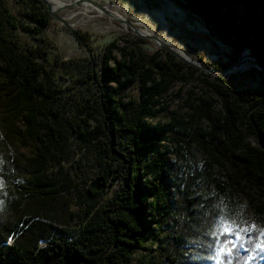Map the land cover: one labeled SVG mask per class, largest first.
<instances>
[{"label": "trees", "instance_id": "16d2710c", "mask_svg": "<svg viewBox=\"0 0 264 264\" xmlns=\"http://www.w3.org/2000/svg\"><path fill=\"white\" fill-rule=\"evenodd\" d=\"M176 1L212 37L235 53L249 50L264 68V0ZM24 5L0 0L7 79L0 87V264H133L164 223L171 228L164 258L149 264H264L259 230L245 233L251 241L227 256L217 255L226 237L214 235L221 192L242 181L257 193V203L249 198L255 214H264V84L237 88L230 76L163 48L142 50L149 40L140 37L120 58H113V41L97 54L51 61L48 7L42 0ZM75 33L90 46L87 33ZM196 73L219 97L221 112L201 95L187 100L186 117L152 124L174 85ZM167 136L187 148L197 143L206 156L173 190ZM29 141L32 156L18 150Z\"/></svg>", "mask_w": 264, "mask_h": 264}, {"label": "rangeland", "instance_id": "374dc122", "mask_svg": "<svg viewBox=\"0 0 264 264\" xmlns=\"http://www.w3.org/2000/svg\"><path fill=\"white\" fill-rule=\"evenodd\" d=\"M13 1L25 6L24 3L27 0ZM63 1L65 2L64 5L55 11V15H51L52 25L47 28L48 37L46 40L48 41V45L53 46L50 49L51 61L55 59L59 60V57L62 58L61 60H67L70 58L87 57L93 53L97 54L108 43L113 41L116 44V47L112 51L113 58H120L122 48L125 46L128 47V50L135 48L132 40L139 36H137L131 25L105 12H98L93 8L85 7V2L76 4V0ZM94 1L107 6L108 12H119V14H122L123 19L131 21L139 30H151L152 33L159 36L163 41L183 50L203 67L225 64L226 68H228L236 62L252 58L249 55V50L235 53L231 48L212 37L203 20L199 16L185 11L176 0ZM239 8L244 14L249 11V6L246 2H242ZM75 31L88 34V42L92 49L79 39ZM147 40H149L148 43H140L142 50L152 53L161 49V46L155 40ZM244 55L248 57L245 58ZM111 62L113 63V61ZM46 65L49 69L51 68L49 63ZM3 66L4 60L0 56V67ZM259 71L260 68L256 63L248 61L233 71L226 73L212 71L211 73L214 76L216 73H223L226 77L230 76V82L237 88H261L264 83ZM207 80L211 83H218L214 80V77L207 78ZM6 81L5 72L0 69V87ZM190 92L193 93L190 95ZM201 95L212 99L214 110L218 113L221 112L219 97L207 87L204 76L196 73L193 77H189L188 80L186 78L182 79L174 85L167 98L163 101L160 112L150 118L149 121L152 124L159 123L160 125H164L173 116L179 117L180 115V117H186L190 111L187 100L190 103L196 102L198 96ZM205 126L206 124H203L202 127L205 128ZM253 142L255 143V141ZM162 144L163 149L167 150L169 163L172 166L169 175L171 190L175 187V182L180 181L181 176H184L186 170L196 172L203 168L206 156L197 143H193L187 148L172 142L167 136ZM18 150L27 156H32L36 150V145L34 142L29 141L26 144H19ZM54 170L55 167L50 166L48 173H54ZM213 172L217 175L216 166L213 167ZM173 181L174 183L172 184ZM225 186L228 188V185L225 184ZM0 188H5V184L1 179ZM250 197L253 198L254 203L258 202L256 201L257 193L249 183H245L244 181L234 189L228 188L225 192H221V198L218 202V208L221 209V217L214 229L215 236L225 238L222 235V227L225 222H230L241 229L250 228L253 225L256 226L257 230L264 229V214H259V216L255 214L249 200ZM73 208L78 212L80 210L77 206H73ZM175 217L176 212L171 211L169 219L174 220ZM170 232V226L164 223L159 237L156 234H149L146 239V248L137 251L133 264H138L140 260L144 264L156 262L160 254L164 258L162 252L167 244L166 238ZM217 255L220 256L218 253Z\"/></svg>", "mask_w": 264, "mask_h": 264}, {"label": "water", "instance_id": "95a60500", "mask_svg": "<svg viewBox=\"0 0 264 264\" xmlns=\"http://www.w3.org/2000/svg\"><path fill=\"white\" fill-rule=\"evenodd\" d=\"M42 2H44L47 5L50 14L55 15L56 10L52 9V6L50 5L49 1L48 0H42ZM82 2H88V3L92 4L95 8H97L100 12H105L108 15H111L112 17H115L121 21H124L128 25H131L133 27V29L135 30L137 36L142 37V38L155 40L161 46V48H163V49L169 51L170 53L174 54L177 57V59H179L182 62H185L187 64H191L197 68H201V69H204V70H207L210 72L218 71V72L226 73L228 71H233L234 69L241 67L242 64L247 63L248 61H252L259 66L260 71L263 74V79H264V68L261 67L260 63L251 55V53H249V55L252 56V58L236 62L234 65H232L228 68H225V69H215L213 67H203L196 60H194L191 56H189L188 54H186L183 51L180 52L176 47L171 46L167 42L163 41L159 36L155 35L154 33L148 34V33L142 32L141 30H139V28L135 27L131 21H128L127 19H123L122 17H118L115 14L108 12L105 5L100 4L94 0H76V4H79ZM263 99H264V96H263Z\"/></svg>", "mask_w": 264, "mask_h": 264}, {"label": "snow or ice", "instance_id": "6c2138e0", "mask_svg": "<svg viewBox=\"0 0 264 264\" xmlns=\"http://www.w3.org/2000/svg\"><path fill=\"white\" fill-rule=\"evenodd\" d=\"M255 229V225L250 228L241 229L230 222H225L222 227V235L226 238L221 242L218 254L227 256L231 255L234 249L244 248L245 244L251 241V237H246L245 233H249ZM259 232L261 236H264V229H260ZM256 247L264 252V240H261Z\"/></svg>", "mask_w": 264, "mask_h": 264}, {"label": "bare ground", "instance_id": "6f19581e", "mask_svg": "<svg viewBox=\"0 0 264 264\" xmlns=\"http://www.w3.org/2000/svg\"><path fill=\"white\" fill-rule=\"evenodd\" d=\"M49 1V3H50V5L52 6V9L53 10H57V9H59L61 6H63L64 5V1L63 0H48ZM69 3V2H68ZM70 4V3H69ZM84 6L85 7H89V8H93V9H95V10H97L98 12H100L97 8H95L92 4H90V3H88V2H85L84 3ZM106 8H108L107 6H106ZM88 9V8H87ZM116 16H118V17H122V14H119V12L117 13L116 11L115 12H113ZM101 15V14H100ZM142 31V30H141ZM142 32H145V33H148V34H150V33H152V31L151 30H146V31H142ZM179 51L181 50V49H179V48H177ZM181 51H183V50H181ZM180 51V52H181ZM184 52V51H183ZM244 57L246 58V57H248L247 55H244Z\"/></svg>", "mask_w": 264, "mask_h": 264}]
</instances>
